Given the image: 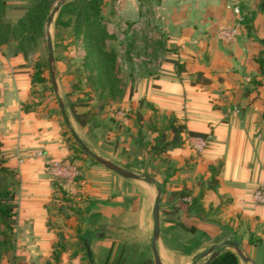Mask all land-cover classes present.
Instances as JSON below:
<instances>
[{"label":"crops","instance_id":"1","mask_svg":"<svg viewBox=\"0 0 264 264\" xmlns=\"http://www.w3.org/2000/svg\"><path fill=\"white\" fill-rule=\"evenodd\" d=\"M232 5L237 6L241 17L237 33L230 39H220L218 31L235 22ZM152 18L161 34L165 56L158 72L147 81L146 91L139 90V98L163 113L173 114L184 130L203 133L182 134L184 144L194 152L197 150L188 145L187 139L206 140L194 159L205 173L204 186L199 189L202 213L195 216L190 211L183 214L182 210L159 209L157 254L162 264H190L195 254L224 240H236L256 264H264V233L255 225L264 220V203L252 198L258 186L264 187V63L261 72L257 62L264 59V0H158ZM21 60L19 54L4 59L0 55V154L4 164L16 172L19 187L15 194L16 238L39 237L36 244L46 260L56 239L55 230L63 228L62 233L75 235L76 219L47 213L53 186L41 162L63 158L70 151L59 141L55 127L50 134L52 118L45 119L36 110H21L20 103L31 98L32 89L28 72L11 68ZM171 60L181 64L180 72ZM196 72L208 82L191 84L189 80ZM84 134L101 150L100 156L122 167L125 159L118 157L114 147L120 142L115 140L113 148H103L85 128ZM218 161L221 165L215 183L208 186V165ZM129 180L134 179L122 178L95 164L84 170L79 181L67 182L80 202L82 221L78 227L87 237L91 261H82L80 254L70 257L73 245L62 253L61 264H113L117 243L129 246L121 264H138L132 244L149 248L152 203L146 204L143 199L139 204L138 198L131 202ZM112 188L116 194L110 197ZM183 198L176 197L174 203ZM114 202V207L108 205ZM133 205L139 206L134 209ZM54 220L62 221L61 225L55 227ZM243 222L250 227L243 228ZM183 224H191L195 231H188ZM256 235L261 238L259 243L253 239ZM226 249L232 251L222 250ZM149 255L151 252L143 258L145 262ZM237 262L249 264L239 258Z\"/></svg>","mask_w":264,"mask_h":264},{"label":"rangeland","instance_id":"2","mask_svg":"<svg viewBox=\"0 0 264 264\" xmlns=\"http://www.w3.org/2000/svg\"><path fill=\"white\" fill-rule=\"evenodd\" d=\"M35 1L37 0H4L1 20L5 22L15 21ZM45 1L49 4L50 11L56 0ZM157 1L101 0L99 15L105 26L107 36L104 39V44L96 38V44L90 52H88L82 39L85 19L80 6L75 7L70 14L62 15L63 19H68L70 22L66 27H54L56 13L50 23L49 32L57 92L63 103L69 127L96 154L101 150L87 139L84 128L89 134L95 135L96 139L101 141L103 148H113L115 140L120 142L117 143L116 148L118 157L125 159V162H121L122 168L152 177L163 190L160 195L159 209L168 208L178 212L181 209L174 203L175 198L182 197V194L189 192V197L184 196L185 198L182 197V200L190 203L191 196H197L199 189L204 186L202 180L205 173L200 164L194 160L199 152H194L184 142L179 148L166 150L153 159L155 146L162 144L170 137L169 131L164 133L162 139L158 135L160 130L166 126L164 117L168 114L164 113L165 115H163V110L160 109L153 111L152 109L137 107V101L141 95L139 90L141 92L146 91L147 81L158 72L157 69H159V65L165 56L161 50V34L156 29L152 18V8ZM43 28V34L36 39L31 50L27 51L21 63L12 65V69L20 68L28 72L31 70L32 63L38 58L45 64V75L49 76L48 66H46L45 26ZM14 44V42L0 44V55L3 59L11 56L14 51ZM98 48L103 52L110 51L113 54V73L117 79L115 85L104 84L106 76L102 65L99 64ZM17 54L21 55L20 53ZM261 58H264V55ZM33 89L35 91L30 94V100L37 104V113L45 119L47 117L52 118L49 127L51 133H49L53 135L55 127L59 141H62L70 151L68 156L59 159L68 161L77 168L79 175L73 180L79 181L86 168L88 169L95 164L100 165L94 163L80 151L77 145L73 143V139L70 138L71 134L58 107L51 83L36 85ZM73 110L80 114L78 118L73 115ZM137 112H140L141 115L138 116ZM79 120L85 121L84 126L79 124ZM153 127L156 128V131L153 130ZM135 137H140L141 141L137 143L133 140ZM121 146H125L127 149L121 151ZM138 149H140V154H137ZM112 159L120 161L116 157H112ZM41 165L45 171L47 162H41ZM14 173L16 178V172L14 171ZM49 180L56 182L60 179L51 177ZM3 181L5 184L8 182L0 179L2 184ZM128 182L130 184L128 199L131 202H136L135 200L138 198L139 204L143 199H146V204L152 203L155 194V188L152 184L141 180H129ZM201 184L202 187H200ZM12 189L17 196L19 192L17 183L12 186ZM109 192L110 197L116 194L115 188L110 189ZM47 205L52 207L50 202H47ZM108 205L114 207L116 204L114 202ZM138 206L133 205L134 209ZM190 212H193V215L196 214V210H190ZM61 223L62 221L59 220L53 221L55 227L60 226ZM243 223V228L249 226L245 222ZM255 225H257L256 229L263 234L264 220L256 222ZM68 227L70 228V226ZM63 233L68 242L73 244L75 240L72 235L65 234V231ZM18 239L15 235V249L13 252L3 255L0 264H10L12 257L18 261V264H42L44 262L46 254L41 253L40 247L36 244V241L39 242V237ZM253 239L259 243L261 238L256 235ZM132 247L133 256L136 259L135 263L153 264L151 255H149L150 259L144 261L145 256L150 252V248L146 246L143 249L141 245L135 243L132 244ZM120 248L127 252L129 246L117 243L116 250L118 251ZM224 248L232 249L229 246H221L219 249ZM198 255V253L195 254L194 258L195 261L200 262L203 257L199 258Z\"/></svg>","mask_w":264,"mask_h":264},{"label":"trees","instance_id":"3","mask_svg":"<svg viewBox=\"0 0 264 264\" xmlns=\"http://www.w3.org/2000/svg\"><path fill=\"white\" fill-rule=\"evenodd\" d=\"M100 5L101 0L68 1L62 4L59 11L57 12L54 18V27L58 28L68 26L70 24L69 20L63 19L62 15L65 13L70 14L75 7L80 6L83 10L85 19L84 28L82 31V39L85 46L87 47L88 52H90V50L96 44V38L104 44V39L107 36L105 26L100 20ZM3 7L4 0H0V44L14 42L15 44L13 53H20L22 57H25L27 51L31 50V48L34 46L36 39L44 32L43 26L49 12V4H47L45 0H37L25 11V13L21 17L17 18L13 22H5L1 20ZM262 41L264 42V40ZM98 58L99 64L100 66L102 65L104 75L106 76L104 84L111 83L115 85L117 79L115 78L116 75L113 73L114 58L112 52H103L100 48H98ZM171 62L175 65L176 71L180 72L182 67L181 64L177 60H171ZM257 62L259 64V70L262 72L264 59H257ZM28 77L29 82L32 86L30 94L35 91L33 89L34 86L44 85L46 82H50L49 76L45 75V64L42 63L38 58L32 63L31 70L28 71ZM189 82L191 84H195L198 82L207 83L208 79L204 78L201 72H196L190 78ZM110 88L112 89V86ZM36 105V103L29 99L26 102L20 103V108L24 112H29L36 110ZM137 107L152 109L153 111L156 110L149 102H146L141 98H139L137 101ZM73 115L77 118L80 116V114L76 113L74 110ZM137 115L140 116V112H137ZM163 115L165 114L163 113ZM262 117L264 119V111L262 113ZM164 119H166V126H164V128L160 130L158 135L162 139L164 133L166 131H169L170 137L162 144H158L157 146H155V150L153 151V159H155L157 155L165 152L166 150L179 147L183 142V133H186L187 136L204 135L201 132L184 130V127L176 122L175 116L171 113L168 114V116H165ZM79 124L81 126H84L85 121L79 120ZM153 130L156 131V128L153 127ZM70 138L73 139L72 136H70ZM133 140L139 143L141 141V138L135 137L133 138ZM72 141L75 145H77L74 139ZM117 146L118 144L115 143V149ZM77 147L85 154V152L78 145ZM137 153H140V149L137 150ZM4 162L5 161L0 154V179L8 181L6 184L5 181H3V184L0 182V259L3 255L8 254L9 252H13V250L15 249L14 223L16 218V202L15 193L12 189V186L17 183V179L15 178L14 171L8 168V166H6ZM220 165V161L215 164L210 163L208 165V170L210 171L208 186L215 183V175L217 174ZM67 184L68 183L65 180L52 182V207L48 206L46 207V209L47 213L53 216H60L63 219L71 216L75 217L76 231L75 235L72 236L75 241L73 244L69 243L67 237L62 233V231L56 229V239L51 246L50 258L46 259L42 264H61L62 253L71 249L73 245L75 249L70 252V257H74L80 254L82 261H91V259L86 256L85 249L82 243L83 239L87 241V237L84 234H80L78 227V224L82 221V210L79 206L80 202L78 199H76V195L73 194L74 192L72 187L68 186ZM160 190L161 192L163 191L162 188H160ZM189 194V192H185L184 194H182V197L188 196ZM201 195L202 192L199 191L197 196H191L190 203H187L184 200H178L176 204L182 210L183 214L188 213L190 210H196V214L200 215L202 213V207L200 204ZM183 227H185L190 232L195 231L194 226H192L191 224H183ZM124 253L125 251L120 248L116 253L113 264H121L124 258ZM237 260L238 257L236 256V254L233 251L226 249L219 250L217 255L214 256L206 264H238ZM10 264H18V261L14 257H12Z\"/></svg>","mask_w":264,"mask_h":264},{"label":"water","instance_id":"4","mask_svg":"<svg viewBox=\"0 0 264 264\" xmlns=\"http://www.w3.org/2000/svg\"><path fill=\"white\" fill-rule=\"evenodd\" d=\"M71 1V0H56L52 8L47 14L46 20H45V48H46V59H47V66H48V73H49V79L51 83V87L53 90V93L56 97L58 107L61 111V114L65 120L66 125L68 126L69 132L77 145L85 152V154L92 159L97 164L101 165L105 169L117 174L118 176L122 178L127 179H134V180H142L144 182L150 183L155 188V194L153 197V202L151 206V218H152V230H151V237H150V243L149 248L152 256V262L153 264H162L157 251L155 247V241L158 238L159 235V205H160V195L161 190L155 180L147 175H142L138 173H134L128 169L122 168L113 162H111L108 159L103 158L102 156L94 153L91 151L75 134L73 129L69 127L68 121L66 118V115L64 113V106L63 103L58 95L57 92V84L55 80V65H54V57H53V51H52V42H51V36L49 32L50 23L55 16V14L59 11L62 4ZM86 256L91 259V251L89 249V246L86 242V240L83 239L82 241ZM221 246H229L232 248V251L236 254V256L241 259L243 262H248L249 264H256L247 254L243 252V250L239 247V243L236 240H224L220 242L218 245L211 246L206 251L201 252L198 256L199 258L206 257L204 261L202 262H196L193 260L190 264H206L208 263L214 256L217 255L219 252V248Z\"/></svg>","mask_w":264,"mask_h":264},{"label":"built area","instance_id":"5","mask_svg":"<svg viewBox=\"0 0 264 264\" xmlns=\"http://www.w3.org/2000/svg\"><path fill=\"white\" fill-rule=\"evenodd\" d=\"M234 16L235 22L233 26L221 28L218 31V37L220 39H230L237 33V28L241 21V17L239 15V10L236 5L230 6ZM187 143L195 150H202L206 145V140L200 137H189L187 139ZM37 155H41V153L37 152ZM47 171L50 176L54 179L65 180L67 182H71L79 172L77 168L70 162L61 160V159H47ZM252 198L255 202L264 203V187L258 186L252 194Z\"/></svg>","mask_w":264,"mask_h":264}]
</instances>
